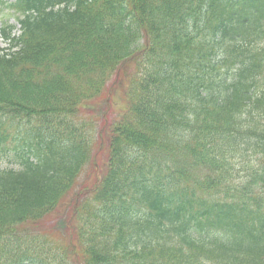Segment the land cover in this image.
Masks as SVG:
<instances>
[{
    "label": "trees",
    "instance_id": "obj_1",
    "mask_svg": "<svg viewBox=\"0 0 264 264\" xmlns=\"http://www.w3.org/2000/svg\"><path fill=\"white\" fill-rule=\"evenodd\" d=\"M8 6L0 264H264V0Z\"/></svg>",
    "mask_w": 264,
    "mask_h": 264
},
{
    "label": "rangeland",
    "instance_id": "obj_2",
    "mask_svg": "<svg viewBox=\"0 0 264 264\" xmlns=\"http://www.w3.org/2000/svg\"><path fill=\"white\" fill-rule=\"evenodd\" d=\"M3 1L10 3L13 0H3ZM18 15L19 14L14 9L10 8L6 3L0 4V28L2 27L3 21H5L9 24H14L17 27L15 31L18 34L19 28H20V24L18 22ZM3 45H5V42L0 37V46L2 47ZM115 78H116L115 75L112 76V78L109 80V82L107 84L108 87L111 85V83H113L115 81ZM107 93H109V91H107ZM108 101H109V103L107 105V108L112 110L110 117L111 118H118V115H119V112L121 111V106H122L121 105L122 89L118 90L117 93L112 94L110 99H108ZM97 114H100V113L97 112ZM101 116L102 115L97 116L98 120H96L97 118L96 119H87L84 115L81 114V115H78V117L80 118V120H78V123L79 124L82 123L83 126L84 125L87 126L88 128L85 126L84 127L87 129L88 133L92 132V133H94V135H96V137H99V132H100V130H102V127L104 125V123H102V121L100 120ZM102 133H103V131H102ZM13 134H15L14 131H13ZM18 138L20 140V138H23V135L18 136ZM95 140H96V138H95ZM105 140H107V139L105 138ZM104 149H106V148L100 149L101 151L96 152V154H95V156H96L95 161L96 162L100 161V164H102L105 161ZM18 167H19V159L15 157L13 152L11 153V151H10L7 154H0V169L18 168ZM101 171H102V169L100 167H98V171L97 170L95 171L93 164H89L85 168L83 174L80 176V179L77 183L76 190L74 192H79L80 189H83L87 185L88 186L93 185L98 180V178L100 177Z\"/></svg>",
    "mask_w": 264,
    "mask_h": 264
}]
</instances>
